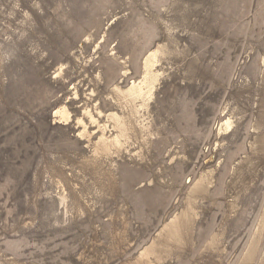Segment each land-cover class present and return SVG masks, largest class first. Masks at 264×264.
<instances>
[{"label":"rangeland","instance_id":"1","mask_svg":"<svg viewBox=\"0 0 264 264\" xmlns=\"http://www.w3.org/2000/svg\"><path fill=\"white\" fill-rule=\"evenodd\" d=\"M0 264H264V0H0Z\"/></svg>","mask_w":264,"mask_h":264},{"label":"bare ground","instance_id":"2","mask_svg":"<svg viewBox=\"0 0 264 264\" xmlns=\"http://www.w3.org/2000/svg\"><path fill=\"white\" fill-rule=\"evenodd\" d=\"M157 54H158V50H154V51L149 52L147 57L145 58V60H144V76H143L141 81H138V83L136 81H134L131 84V86L129 88H127L125 91H123L121 88H118V91L120 93H124V97H128L127 99H130L131 102H134L137 100H142V101L146 102L152 96V92H153V89L155 87L154 84L157 81L158 76H159L155 71V65L157 63ZM126 74H127V72H126ZM56 113H59V115H61L62 118L65 120H68V118H69V112H68L66 107L59 110L58 112L56 111ZM84 113L91 120L98 121L97 119H95V117L91 111L85 109ZM111 118H115L117 120L116 122H118L116 126L119 128V131H118L119 133L116 134V136L114 137V140L116 142H120L121 136H126V134H127V125L124 122L120 121V120H122L121 116L117 113H114L113 115H111ZM91 120H90V122H91ZM78 123L83 124L84 131L81 132V135H84V132L87 130V126H86V123L84 122V119L79 118ZM226 124L229 125V121ZM103 137H104L103 138L104 142H106L107 138H105V136H103Z\"/></svg>","mask_w":264,"mask_h":264}]
</instances>
